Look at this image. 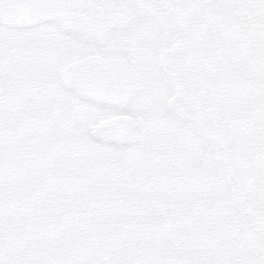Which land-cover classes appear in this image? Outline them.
I'll return each instance as SVG.
<instances>
[{
    "label": "rangeland",
    "instance_id": "obj_1",
    "mask_svg": "<svg viewBox=\"0 0 264 264\" xmlns=\"http://www.w3.org/2000/svg\"><path fill=\"white\" fill-rule=\"evenodd\" d=\"M119 2L181 48V72L112 77L131 100L58 83L100 40L54 46L38 73L47 31L0 26V262L264 264V0Z\"/></svg>",
    "mask_w": 264,
    "mask_h": 264
},
{
    "label": "flooded vegetation",
    "instance_id": "obj_2",
    "mask_svg": "<svg viewBox=\"0 0 264 264\" xmlns=\"http://www.w3.org/2000/svg\"><path fill=\"white\" fill-rule=\"evenodd\" d=\"M119 1L120 0H109V5L102 6L96 4V0H81L76 4L75 8L70 10L69 15L65 18L60 17L57 20L45 21L19 28L7 27L2 25L0 21V26L18 31L34 28H42V31H47L45 35L38 37V39L51 45L53 51L50 50L48 52L46 47L39 45L42 48L38 49L34 61V68L38 73L54 72V69L51 70V67H54V65L50 63L47 66L44 61L45 59L50 60V56L54 53L56 45H59L62 54L73 51L71 53L74 55H71L75 56L78 53V49H80V45L78 46V44L84 40L90 38L100 40L101 43L98 46L101 50L99 52L88 51L85 57L67 63L62 69H57L60 76L58 83L62 85L65 91L73 90L78 92L85 78L95 77L99 79L103 85H106L103 86L100 91H102L103 95L108 99L111 94L119 95L121 93L129 94V97L126 96L124 98L126 100H131L133 98H130L132 90L136 88L128 89L126 86L118 87L117 84L119 81L117 83V80L114 81L112 77H119V74L124 76L138 75L140 79H142L145 74L153 77L158 75L157 71H160L158 69H160V65L163 63V58H170L169 64L178 67L175 72L178 69H180L181 72L182 63L180 62L174 65L171 59L174 55L180 53L181 48L174 42L163 49L162 43L167 40V35L165 33H161L159 39L157 37L152 39L151 33L148 30L138 28L139 31H132L135 30V28H132V25L127 21V19H129V4L126 2L124 8L123 2L120 3ZM86 3L93 5V7H87ZM18 7L19 5L17 4V8ZM97 8L99 9L98 17L97 15H93ZM98 18H100V20L97 22V25H95ZM20 22L23 23L18 19L16 23L19 24ZM62 41L67 42L70 48H63L61 45ZM172 51L177 52H175V54ZM164 66H166V64H164ZM163 71L165 72V70ZM63 72L66 73V75L63 74ZM164 74L166 75L167 72ZM188 75L189 73L187 72L186 77L180 75V78L187 79ZM118 85H122V83ZM176 91L177 89L174 92L175 96H177ZM75 97L76 99H81L79 95L76 96L75 94ZM181 99H183V97ZM188 99H190V96ZM179 102L182 109L183 103L181 101ZM171 106L173 107V104H171ZM110 109L111 108L108 110ZM127 124L124 115L120 117L112 116L108 122L99 124L93 132L95 135H101L107 133L110 128L117 129L118 125L124 126ZM113 134L120 139L126 137V135H121L118 132L115 133V130Z\"/></svg>",
    "mask_w": 264,
    "mask_h": 264
},
{
    "label": "water",
    "instance_id": "obj_3",
    "mask_svg": "<svg viewBox=\"0 0 264 264\" xmlns=\"http://www.w3.org/2000/svg\"><path fill=\"white\" fill-rule=\"evenodd\" d=\"M81 0H0V21L7 27L19 28L31 26L45 21L67 17L70 10L75 8ZM17 4L19 7L17 8ZM87 7H93L87 4ZM93 15L99 16V10ZM21 20L23 23L17 24ZM100 18L96 20L99 22ZM173 53L177 51H172ZM66 75V73L63 72Z\"/></svg>",
    "mask_w": 264,
    "mask_h": 264
},
{
    "label": "snow or ice",
    "instance_id": "obj_4",
    "mask_svg": "<svg viewBox=\"0 0 264 264\" xmlns=\"http://www.w3.org/2000/svg\"><path fill=\"white\" fill-rule=\"evenodd\" d=\"M0 264H3V262H0Z\"/></svg>",
    "mask_w": 264,
    "mask_h": 264
}]
</instances>
